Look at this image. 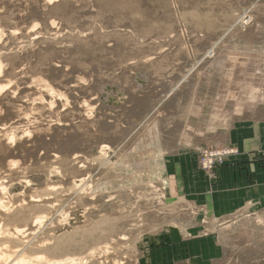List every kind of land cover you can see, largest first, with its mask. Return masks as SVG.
I'll return each mask as SVG.
<instances>
[{"label":"rangeland","instance_id":"374dc122","mask_svg":"<svg viewBox=\"0 0 264 264\" xmlns=\"http://www.w3.org/2000/svg\"><path fill=\"white\" fill-rule=\"evenodd\" d=\"M244 15L248 26L227 32ZM263 28L264 0H0V179L21 183L27 204L41 196L34 213L48 205L42 213L51 218L26 235L53 242L70 231L75 249L54 257L87 258L90 247L107 243L109 252L89 264H138L142 237L187 223L191 211L167 199L161 157L197 150L199 169L214 176L219 168H201L203 150L237 151L224 143L232 125L263 114L264 103L232 115L226 105L211 115L217 76L210 65L170 92L220 39L215 54L227 68L260 65ZM155 138L159 148L149 146ZM103 145L112 150L105 168L93 160ZM142 160L149 166L140 172L134 165ZM89 176L93 197L70 193ZM213 231L222 264H264V209L216 220L203 234Z\"/></svg>","mask_w":264,"mask_h":264},{"label":"crops","instance_id":"0c3cea01","mask_svg":"<svg viewBox=\"0 0 264 264\" xmlns=\"http://www.w3.org/2000/svg\"><path fill=\"white\" fill-rule=\"evenodd\" d=\"M224 143L238 153L214 176L199 169L197 150L164 155L167 199L182 201L192 214L185 224L142 237L136 244L138 264H222L218 237L214 231L205 236L204 229L239 211L264 209V113L236 120Z\"/></svg>","mask_w":264,"mask_h":264},{"label":"bare ground","instance_id":"6f19581e","mask_svg":"<svg viewBox=\"0 0 264 264\" xmlns=\"http://www.w3.org/2000/svg\"><path fill=\"white\" fill-rule=\"evenodd\" d=\"M49 1H51V0H49ZM250 20H251V17H249L248 15L241 16L236 22L234 21V23L232 25H229L230 29H228L227 32H230V30L232 28L235 29L234 27L237 24H241L242 26H244V25L248 26V24L250 23L249 22ZM258 28L259 27H257V29ZM225 32H226V30H225ZM225 34H223V36ZM232 34L235 35L234 33H232ZM219 41H221V39ZM219 41H217V43H215V45L209 51H206L204 53V55H202L201 58L199 60H197V62L194 63L191 68H189L187 73L179 81H177L175 83L176 85L173 86L170 93L172 94V92L179 90L184 85L185 82H189V79H191L190 77H193V75L195 73H197V71H198V73H200L201 69L203 68V65H208V67L210 65L211 68H213L211 70L214 71V73L213 72L212 73L215 74V76H217L215 89L212 91L213 96L210 97L211 98L210 102H215L213 104V106H211V111H209L211 113V115H215L216 112H218V110H221L222 107H226V105L229 106L230 111H231V115L232 114H240L242 110H246V109H249L251 111L255 110L256 107L261 105V103H264V52H260V54L258 53L257 57H255L256 60L261 59L260 62L262 61V63L260 65H257L258 63L256 61H254L256 63L253 62L252 64H250V66H245V68H243V66H241V65L239 66L240 63L239 64L237 63L236 65L232 64L231 66H229L227 68L226 60L219 58L220 56L217 57V54H215V48H217V44ZM258 55H262V57H260ZM248 59H250V58H248ZM240 60H242V58ZM243 61H245V60H243ZM200 75H202V74H200ZM201 77H203V76H201ZM195 79H197V78H194V80ZM203 80H205V77ZM45 83H46V81H45ZM45 85H47V83ZM45 85H44V88L48 86V85L47 86H45ZM204 85H205V83H204ZM1 88H3V87H0V89ZM50 90H49V92L51 94L52 90L51 91ZM52 94L55 95L54 92ZM196 98H199V96ZM210 98L208 97V99H210ZM204 100H206V98ZM197 101H198V99H197ZM199 105H201V104H199ZM50 106H51V104H50ZM156 107H158V106H156ZM152 110L155 111V110H157V108L152 109ZM223 110H225V109H223ZM153 128L155 129V127H153ZM155 131H156V129L151 133L156 134ZM15 134H17V133H15ZM26 135H28V134H26ZM13 136H15V135L13 134ZM13 136H11L12 139L14 138ZM1 145H3V144L1 143ZM4 146H5V144H4ZM149 146L150 147L156 146V148L160 147L156 138L154 141H151V143H149ZM4 150H6V149H4ZM109 150H110V148L107 145H103L100 148L99 153L96 154V156L95 155L93 156L94 157L93 160L95 162H97L100 167L102 166L103 168H105L106 166L108 167L111 165L112 159L109 156V153H108ZM110 151H112V150H110ZM137 153H139V152H137ZM1 154H3V153H0V155ZM4 156H5V154H4ZM4 156H3V158L1 156L0 157L2 159H5ZM161 158H162L161 159L162 163H164L165 158L164 157H161ZM125 160L127 161V159H125ZM3 162H4V160H3ZM9 163H11V162H9ZM9 163H8V165H9ZM121 163H122V161H121ZM12 164H14V161L12 162ZM2 165L4 166V164H2ZM163 165H161V167H163L162 170L164 169ZM12 166L14 167V165H12ZM146 166H149L148 161L142 160V163L136 164V166L134 165V168L136 170L138 169L140 171V169H143ZM9 167H10V165H9ZM121 167H123V166L121 165ZM7 168H8V166H7ZM2 169H0V170H2ZM8 170H10V169L8 168ZM139 171H138V173H139ZM4 172H7V171H4ZM135 172H134V174H135ZM10 174H9V176H10ZM13 174H11V175H13ZM49 174H51V173H49ZM2 176H4V174ZM6 176H8V175H6ZM131 176H132V174H131ZM90 177L91 176L87 177V179H80V180L74 181L72 183V187L70 186V188L68 189L69 191H71L70 193L76 192L77 196L82 195L84 197H87V195H89V196L93 197L94 194L92 192L94 189L91 185V178ZM127 179H128V177H127ZM6 181H10V180L8 179ZM23 182L25 183V181H23ZM29 185H30L29 181L25 183L26 187H28ZM22 187L23 186L21 185V183L13 182V183L7 184L6 182H4L3 178L0 179V264H89L90 260H92V258L95 257V254H98L101 257V256H103L109 252L110 248H109L108 244L104 243L103 246L90 247V250L88 253L89 257H87L89 260L87 258L76 256V255H74V256L67 255L64 257H62V256L54 257V256H57L60 252H62L64 250H69L70 248H73L76 245L75 235L73 236V234L69 233L70 231L68 233L64 232V233H62V235L53 238V242H49V241L48 242H43V241L39 242L37 237L35 238L36 235H34L33 233L31 235H32V237L33 236L34 237L31 238L29 236V234L31 233V232H29V230H31L29 227L40 228L44 222L50 221L51 218H48L46 212L42 213L43 210L46 211L45 208H47L48 205H47V207L45 205L44 209L40 210L41 214H38V215L36 214L37 212L35 210L38 208L36 207V209L34 210V208H35L34 204L35 203L37 204V202H40V201H38V199L41 196L39 197V196L31 195L29 197V202L27 204L26 200L28 198L26 200H24V194L25 193H24V190L22 191ZM98 187L100 188V185ZM44 191H51V190L44 189L43 193H44ZM55 191H54V194H55ZM38 192H39V190H38ZM35 193H36V191H35ZM35 193H34V195L37 194V193L36 194ZM51 193H53V192H51ZM57 193H59V192H57ZM47 194H48V192H47ZM54 194L51 196H54V197L57 196L56 198L59 199V196L57 194L56 195H54ZM55 201H57V200H55ZM40 203H43V202H40ZM38 205L41 206L40 204H38ZM42 208H40V209H42ZM47 209H49V208H47ZM52 210H55V209H52ZM34 211L36 213H34ZM47 212H48V210H47ZM58 212H60V213L57 215L62 216L61 220H64V222L66 221L65 225L66 224L69 225L68 221L70 219H68V218L70 216L67 218V215L65 214L67 211L63 213L59 210ZM49 213L51 214V212H49ZM17 222H19L21 224V226H18ZM95 225H97V224H95ZM91 229L92 228H90V230ZM95 230H98V229H95ZM80 231H82V230H80ZM80 231H79V233H80ZM27 232H29L28 235H26ZM77 232H78V230H77ZM84 232H85V230H84ZM101 235H103V234H101ZM83 236H85V235H83ZM28 237H30L29 240H27ZM77 242H79V241L77 240ZM74 249H75V247H74Z\"/></svg>","mask_w":264,"mask_h":264},{"label":"built area","instance_id":"2783aa9c","mask_svg":"<svg viewBox=\"0 0 264 264\" xmlns=\"http://www.w3.org/2000/svg\"><path fill=\"white\" fill-rule=\"evenodd\" d=\"M238 152L233 149H225L222 151H214V150H203L201 153V168L202 170H206L207 172H214L215 168H219L226 161L228 156L233 154H237Z\"/></svg>","mask_w":264,"mask_h":264}]
</instances>
